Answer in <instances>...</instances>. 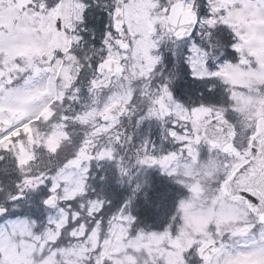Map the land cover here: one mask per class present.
<instances>
[{
  "label": "snow or ice",
  "instance_id": "6c2138e0",
  "mask_svg": "<svg viewBox=\"0 0 264 264\" xmlns=\"http://www.w3.org/2000/svg\"><path fill=\"white\" fill-rule=\"evenodd\" d=\"M0 264H264V0H0Z\"/></svg>",
  "mask_w": 264,
  "mask_h": 264
}]
</instances>
